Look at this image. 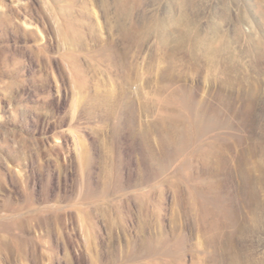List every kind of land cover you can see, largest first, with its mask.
I'll use <instances>...</instances> for the list:
<instances>
[{
  "label": "rangeland",
  "instance_id": "1",
  "mask_svg": "<svg viewBox=\"0 0 264 264\" xmlns=\"http://www.w3.org/2000/svg\"><path fill=\"white\" fill-rule=\"evenodd\" d=\"M248 82L262 93L246 115L264 128V0H0V225L27 241L24 257L0 244V264H170L171 166L152 102L187 87L240 108ZM121 99L134 110L107 114ZM190 227L179 213L183 264H197ZM254 231L236 239L244 264H264V214Z\"/></svg>",
  "mask_w": 264,
  "mask_h": 264
},
{
  "label": "bare ground",
  "instance_id": "2",
  "mask_svg": "<svg viewBox=\"0 0 264 264\" xmlns=\"http://www.w3.org/2000/svg\"><path fill=\"white\" fill-rule=\"evenodd\" d=\"M102 53L113 69L124 68V64H119L118 54L111 51L109 45L103 46ZM211 61L206 59L209 66ZM77 62L71 56L70 63L75 69ZM180 91L169 93L162 101L158 99L152 102L162 105L159 107L162 112L156 110L161 112L162 143L169 148L164 155L165 162L171 166L169 187L173 194V234L167 248L169 263L183 264L186 253L185 239L176 235L180 213L181 217L187 218L195 232L193 234H196L197 264H244L236 251V241L244 237L247 229L255 232L264 214V128L256 122V112V116L246 115L255 109L261 99V87L249 83L239 101L240 108L234 100L224 95L212 97L202 94L196 98L190 88L185 87ZM114 103L110 100L105 103L107 114H120L129 107L133 109L131 100H119L118 111L113 108ZM256 129L261 132L257 134ZM146 136L143 135V140L149 150L147 160L152 164L158 163L159 158L148 145L152 141L147 143ZM162 168L163 165L158 167L159 170ZM178 209L184 211L179 212ZM17 228L20 231L21 226ZM1 229L9 235L8 241H4L0 235V244L4 245L7 253L24 257L27 241L19 238L10 225H0Z\"/></svg>",
  "mask_w": 264,
  "mask_h": 264
}]
</instances>
